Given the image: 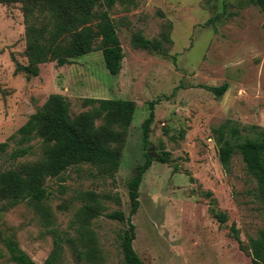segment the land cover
<instances>
[{
    "label": "rangeland",
    "instance_id": "374dc122",
    "mask_svg": "<svg viewBox=\"0 0 264 264\" xmlns=\"http://www.w3.org/2000/svg\"><path fill=\"white\" fill-rule=\"evenodd\" d=\"M27 10L37 25L51 14L45 0L0 1V142L52 93L68 99L73 116L93 107L86 98L130 99L136 109L113 174L91 163L73 164L46 177L42 200L13 206L0 200V264H17L6 238H15L41 264L57 235L64 238L62 264H125L119 234L128 225L108 214L130 213L128 182L144 161L142 123L151 102L153 162L132 216L134 249L146 264H250L248 243L264 226V198L239 152L228 167L222 164L213 129L229 120L241 139L264 128V9L251 0L117 1L111 14L124 54L118 74L108 71L99 39L92 51L67 64H39L34 76L21 68L28 64ZM169 23L167 55L133 43L136 34L160 38ZM224 83L222 96L208 87ZM30 144L28 154L13 159L17 144L10 140L0 154V171L41 162L46 142L35 138ZM91 196L104 207L90 224L99 255L93 262L80 260L75 250L86 247L66 239L75 237L71 222Z\"/></svg>",
    "mask_w": 264,
    "mask_h": 264
},
{
    "label": "trees",
    "instance_id": "16d2710c",
    "mask_svg": "<svg viewBox=\"0 0 264 264\" xmlns=\"http://www.w3.org/2000/svg\"><path fill=\"white\" fill-rule=\"evenodd\" d=\"M117 1L128 0H45L51 14L49 20L40 25L30 20V10H27L25 21L28 64L21 66L22 70L34 76L39 74V64L43 62L56 61L58 65L67 64L72 58L92 51L96 41L100 39L99 47L102 49L108 71L114 75L118 74L124 54L117 25L111 14V9ZM129 1L135 3V0ZM251 1L264 9V0ZM224 11L223 14L226 15ZM213 21V18L209 20ZM170 28L169 23L167 29L161 32L160 38L150 39L136 34L133 36V43L138 47L167 55L165 43L171 42ZM208 87L216 96H222L228 86L224 83ZM85 101L93 107L73 116L68 99L61 94L52 93L14 134L0 142V154L9 147L10 140L16 142L17 147L10 152L13 159L28 154L32 149L30 142L35 138H41L47 144L41 162L0 171V200L6 199L7 206H13L25 199L46 198V177L58 176L73 164L91 163L101 166L110 174L116 171L136 104L133 100L124 98H86ZM150 109L148 117L142 123L144 161L128 182L130 213L126 216L122 210H115L108 214L109 217L120 219L128 225L119 234L125 264H146L133 247L136 225L132 216L139 207V187L143 176L153 162V157L148 151L150 125L154 118L153 102L150 103ZM213 131L219 145L222 164L228 167L232 156L239 152L248 172L257 181L259 194L264 198V128L257 131L255 136L239 139L238 127L227 120ZM158 159L167 161L168 157L159 156ZM102 207L101 202L91 196L87 203L79 208L71 222L76 235L67 236V241L86 247L75 250L80 260L93 262L99 256L97 237L90 224L93 216L101 212ZM216 216L221 220L226 219L223 212H217ZM233 229L237 232L235 227ZM236 236L238 237V234ZM63 240L60 235L55 237L52 252L41 264L63 263ZM5 244L12 261L17 264H38L19 246L15 238H6ZM248 247L250 264H264V226L256 236L250 237Z\"/></svg>",
    "mask_w": 264,
    "mask_h": 264
}]
</instances>
